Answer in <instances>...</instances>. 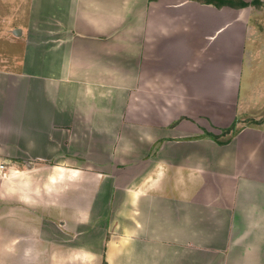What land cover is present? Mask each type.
Wrapping results in <instances>:
<instances>
[{
  "label": "crops",
  "instance_id": "crops-1",
  "mask_svg": "<svg viewBox=\"0 0 264 264\" xmlns=\"http://www.w3.org/2000/svg\"><path fill=\"white\" fill-rule=\"evenodd\" d=\"M255 13L0 0V264H264V115L235 114Z\"/></svg>",
  "mask_w": 264,
  "mask_h": 264
},
{
  "label": "rangeland",
  "instance_id": "rangeland-1",
  "mask_svg": "<svg viewBox=\"0 0 264 264\" xmlns=\"http://www.w3.org/2000/svg\"><path fill=\"white\" fill-rule=\"evenodd\" d=\"M264 0H255V17L249 23L251 31L241 38L234 61L240 66L238 85L240 105L236 117L240 118L248 112L251 118H261L264 115ZM260 12V13H259ZM259 13V14H258ZM257 24L254 26L253 24ZM220 67H227L228 60L224 59ZM218 86L221 76H218ZM231 111L224 112L226 121ZM252 123L254 120H249Z\"/></svg>",
  "mask_w": 264,
  "mask_h": 264
},
{
  "label": "trees",
  "instance_id": "trees-1",
  "mask_svg": "<svg viewBox=\"0 0 264 264\" xmlns=\"http://www.w3.org/2000/svg\"><path fill=\"white\" fill-rule=\"evenodd\" d=\"M157 0H150V2H155ZM199 2L205 5H212L217 8H223L225 6L232 7L235 9H244L250 6H256L255 0L251 2H245L243 0H192ZM264 119L260 120L258 124L263 123ZM239 130L237 129V123L235 122L231 127L222 130V134L220 136H215L213 134H207L210 138L218 142L219 144H228L231 141V138L235 136ZM230 136V137H229ZM229 137L226 141H221V138Z\"/></svg>",
  "mask_w": 264,
  "mask_h": 264
},
{
  "label": "built area",
  "instance_id": "built-area-1",
  "mask_svg": "<svg viewBox=\"0 0 264 264\" xmlns=\"http://www.w3.org/2000/svg\"><path fill=\"white\" fill-rule=\"evenodd\" d=\"M5 170H6L5 164L4 163H0V176H1V173L3 171H5Z\"/></svg>",
  "mask_w": 264,
  "mask_h": 264
}]
</instances>
